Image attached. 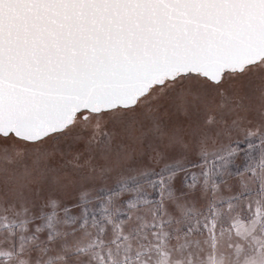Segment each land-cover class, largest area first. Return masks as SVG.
<instances>
[{
    "label": "snow or ice",
    "instance_id": "obj_1",
    "mask_svg": "<svg viewBox=\"0 0 264 264\" xmlns=\"http://www.w3.org/2000/svg\"><path fill=\"white\" fill-rule=\"evenodd\" d=\"M0 264H264V0H0Z\"/></svg>",
    "mask_w": 264,
    "mask_h": 264
}]
</instances>
